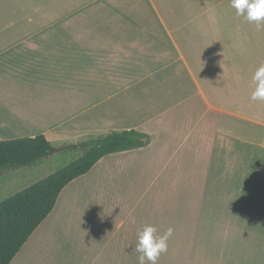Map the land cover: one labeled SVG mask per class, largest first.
<instances>
[{
    "label": "crops",
    "instance_id": "0c3cea01",
    "mask_svg": "<svg viewBox=\"0 0 264 264\" xmlns=\"http://www.w3.org/2000/svg\"><path fill=\"white\" fill-rule=\"evenodd\" d=\"M262 63L231 0H0V140L150 138L65 185L9 264H139L145 224L173 229L157 264H264Z\"/></svg>",
    "mask_w": 264,
    "mask_h": 264
},
{
    "label": "trees",
    "instance_id": "16d2710c",
    "mask_svg": "<svg viewBox=\"0 0 264 264\" xmlns=\"http://www.w3.org/2000/svg\"><path fill=\"white\" fill-rule=\"evenodd\" d=\"M150 143L149 135L136 129L110 130L85 136L62 149L82 152L45 177L0 201V264H9L33 231L53 209L60 191L90 170L103 156L129 151ZM53 148L44 134L0 140V174L27 166L49 155Z\"/></svg>",
    "mask_w": 264,
    "mask_h": 264
},
{
    "label": "clouds",
    "instance_id": "9594fccd",
    "mask_svg": "<svg viewBox=\"0 0 264 264\" xmlns=\"http://www.w3.org/2000/svg\"><path fill=\"white\" fill-rule=\"evenodd\" d=\"M231 7L238 16H243L249 23H255L257 28L264 26V0H231ZM252 81L251 99L264 101V63L257 68ZM172 232L173 229L168 228L162 235H158L156 227L151 224H145L139 229L136 245V251L140 253L139 264H157L160 254L167 251V242Z\"/></svg>",
    "mask_w": 264,
    "mask_h": 264
},
{
    "label": "rangeland",
    "instance_id": "374dc122",
    "mask_svg": "<svg viewBox=\"0 0 264 264\" xmlns=\"http://www.w3.org/2000/svg\"><path fill=\"white\" fill-rule=\"evenodd\" d=\"M84 138L77 139L75 143ZM64 145L66 143L61 145V147ZM61 147H58L55 151L49 153L47 157L33 164L10 169L0 174V201L65 165L82 152L80 149L65 150ZM64 261H66V256H64ZM55 264H68V262H56Z\"/></svg>",
    "mask_w": 264,
    "mask_h": 264
},
{
    "label": "water",
    "instance_id": "95a60500",
    "mask_svg": "<svg viewBox=\"0 0 264 264\" xmlns=\"http://www.w3.org/2000/svg\"><path fill=\"white\" fill-rule=\"evenodd\" d=\"M55 150H56L55 148H51V149L48 150V153H51V152H53Z\"/></svg>",
    "mask_w": 264,
    "mask_h": 264
}]
</instances>
